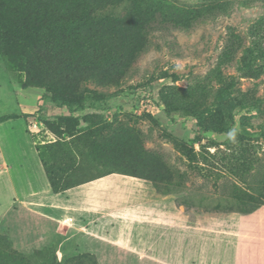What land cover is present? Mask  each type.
Wrapping results in <instances>:
<instances>
[{"label": "rangeland", "instance_id": "rangeland-1", "mask_svg": "<svg viewBox=\"0 0 264 264\" xmlns=\"http://www.w3.org/2000/svg\"><path fill=\"white\" fill-rule=\"evenodd\" d=\"M0 34L1 149L37 152L54 192L142 177L233 230L217 264H264V227L237 236L264 214V0H0ZM60 258L0 233V264H98Z\"/></svg>", "mask_w": 264, "mask_h": 264}, {"label": "crops", "instance_id": "crops-1", "mask_svg": "<svg viewBox=\"0 0 264 264\" xmlns=\"http://www.w3.org/2000/svg\"><path fill=\"white\" fill-rule=\"evenodd\" d=\"M16 155L0 148V233L17 252L51 248L62 259L89 253L98 264H116L124 255L133 264H173L175 257L176 264H217L218 255L231 262L233 230H224L220 242L214 224L189 222L173 196L148 181L115 175L116 181L54 193L38 153ZM262 217L257 223L240 216L237 236L258 233Z\"/></svg>", "mask_w": 264, "mask_h": 264}, {"label": "clouds", "instance_id": "clouds-1", "mask_svg": "<svg viewBox=\"0 0 264 264\" xmlns=\"http://www.w3.org/2000/svg\"><path fill=\"white\" fill-rule=\"evenodd\" d=\"M236 135H237V132H236L235 130H233V131H231V132L229 133V138H230L233 142H235Z\"/></svg>", "mask_w": 264, "mask_h": 264}, {"label": "trees", "instance_id": "trees-1", "mask_svg": "<svg viewBox=\"0 0 264 264\" xmlns=\"http://www.w3.org/2000/svg\"><path fill=\"white\" fill-rule=\"evenodd\" d=\"M3 40V37H2V35L0 34V41H2ZM133 177H135V178H141V179H143L142 177H139V176H133ZM152 177V176H151ZM150 177V178H151ZM154 181V180H153ZM70 189V188H69ZM65 190H68V189H65ZM65 190H63V191H65ZM63 191H56V192H54V193H60V192H63ZM249 199H253V197H250Z\"/></svg>", "mask_w": 264, "mask_h": 264}, {"label": "built area", "instance_id": "built-area-1", "mask_svg": "<svg viewBox=\"0 0 264 264\" xmlns=\"http://www.w3.org/2000/svg\"><path fill=\"white\" fill-rule=\"evenodd\" d=\"M36 124H37V123H36ZM36 124L33 125V128H34V129H38V130L40 131V130L42 129V127H40V123L37 124V125H36Z\"/></svg>", "mask_w": 264, "mask_h": 264}]
</instances>
